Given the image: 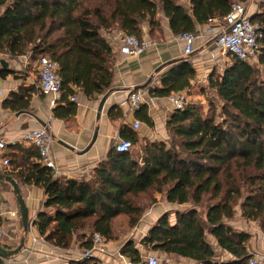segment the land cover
<instances>
[{
  "label": "trees",
  "instance_id": "1",
  "mask_svg": "<svg viewBox=\"0 0 264 264\" xmlns=\"http://www.w3.org/2000/svg\"><path fill=\"white\" fill-rule=\"evenodd\" d=\"M246 1L189 0L187 6L180 0H0V60L2 56L17 59L29 52L33 60L48 54L59 64L62 78L61 101L53 113L56 118L69 119L77 111V103L70 98L77 91L91 98L112 87L115 54L102 31L118 28L123 34L143 38L144 26L150 33L160 29L163 14L174 35L196 33L198 26L226 16L233 4ZM256 21L264 35V13ZM229 56L230 63L223 72H214L208 79L209 88L221 102L220 111L214 100L208 113L201 102H188L184 109H174L166 123V141L144 142L124 126L121 135L132 141V148L118 152L112 147L90 179L55 177L51 168L36 161V148L6 145L4 159L8 158L16 170L6 174L45 190L46 211L33 222L40 234L66 248L75 233L88 228L90 232L83 234L81 247L89 248L95 233L108 241L117 238L114 220L120 215L128 217L131 227L137 226L146 208L155 203V194L161 193L169 203L181 207L176 210L175 222L170 220L169 212L163 213L140 241L142 246L190 258L196 264H250L251 235L228 221L243 199L242 217L258 222L264 232V36L259 67ZM14 73L2 69L0 76ZM194 78L192 65L181 61L161 76L162 86L150 89V93L168 97L189 92ZM36 90L39 88L12 92L3 107L28 111L31 94ZM141 111L142 121L153 126L145 110ZM140 141L143 146L133 151ZM16 152L23 157L19 159ZM5 184L11 188L8 182ZM147 194L154 200L147 207L138 204L136 199ZM208 235L232 259H219ZM120 252L134 262L143 258L133 239H128ZM78 262L97 264L94 259Z\"/></svg>",
  "mask_w": 264,
  "mask_h": 264
},
{
  "label": "crops",
  "instance_id": "2",
  "mask_svg": "<svg viewBox=\"0 0 264 264\" xmlns=\"http://www.w3.org/2000/svg\"><path fill=\"white\" fill-rule=\"evenodd\" d=\"M184 4L189 6V0H185ZM244 4L247 13L254 20L264 13V0H247ZM160 18V29H154L150 33L147 25L143 27L144 36H148L153 44L137 58L127 57L120 53L119 36L123 33L120 29L114 28L109 31H102V34L111 42L115 54L112 87L101 95L91 98L87 97L82 91H77L75 95L77 97V111L69 119H59L54 116L53 109L60 103L61 98L56 105L52 106L53 96L43 94L40 90H36L31 94L30 109L28 111H13L4 108L3 101L12 92H16L20 88L31 89L37 87L39 74L33 59L28 60L25 55L17 59L2 56V59L8 63V67L4 68L0 62V71L6 69L13 70L15 73L9 74L5 78L0 76V141H5L7 147L20 144L25 148H31L30 145L22 141L21 136L23 133L30 129L46 127L54 139L52 154L56 167L60 171L58 178L61 179H90L93 176L94 169L106 158L110 149L118 141L124 139L121 135L124 126H128L135 131L144 142L166 141L168 139L166 123L174 109L169 103V96H155L150 93V89L161 87V76L163 74L181 61H188L195 70V78L192 80L190 92L199 80L209 82V76L214 69L224 64L227 66L231 59L229 55H225L229 58H223L214 48L213 34L207 24L197 27V30L202 32V36L195 41L194 52L188 55L184 51V43L179 39V36L171 32L168 19L163 14L160 15ZM154 33L160 34L161 37L154 39L152 37ZM198 46L200 47L199 50H197ZM227 61L229 62L227 63ZM247 62L253 67L256 63H258L257 67L260 66L258 56ZM136 91L143 92L144 104L138 110H133L129 97L132 92ZM104 98L102 110L99 112L100 103ZM142 108L152 120L153 126L150 127L142 121L144 115L141 111ZM112 109H114L113 117L110 115ZM137 123H139V126L135 127ZM96 131V139L91 147L87 149L93 141ZM7 151L6 149L0 150V170L4 173L15 170L12 165L3 163L4 154ZM16 153L19 154V159L23 157L22 153ZM16 181L26 202L29 221L32 223L40 212L46 211L44 207L45 190L34 184ZM5 183L7 182L0 180V225L6 230L7 234L1 245H6L7 247L4 246L6 249H14L20 244L22 238L25 239V246L22 251L18 255L6 259H12L15 264H79L78 261L81 260V254L84 250L81 247L82 236L88 234L90 230L86 228L75 233L70 246L66 248L58 247L47 241L34 224L30 225L28 231L25 232L16 195L12 186L8 183L11 186L10 188ZM160 196L161 194L158 197L160 198ZM162 196L165 197V195ZM180 207L169 203L165 197L164 203L160 201L147 209V213L140 219V221L142 220L140 225L143 228L147 227L146 232L149 231L165 212H169L172 216L170 220L175 222L176 210ZM237 230L246 231L242 228ZM252 230L253 232L246 231L251 235L248 250L250 252L264 251L262 238L256 237L254 229ZM139 231L142 232V229ZM146 232L141 238L146 236ZM117 242H120L117 238L108 242L109 254L120 252L122 245L120 247ZM213 243L217 247V249H214L219 253L217 254L218 258L221 256L224 257L222 260L232 259L230 254L222 251L214 238ZM138 248L143 258L153 255L149 252L147 254L145 247L141 244ZM167 256L174 259V264L176 260H178L176 264H196L190 258L175 254Z\"/></svg>",
  "mask_w": 264,
  "mask_h": 264
},
{
  "label": "built area",
  "instance_id": "3",
  "mask_svg": "<svg viewBox=\"0 0 264 264\" xmlns=\"http://www.w3.org/2000/svg\"><path fill=\"white\" fill-rule=\"evenodd\" d=\"M208 27L213 34L214 48L222 55H233L242 60L255 59L261 48V40L263 38L262 26L258 22H254L247 13L244 2H237L232 5L231 11L222 18H212L208 22ZM202 36V32L197 30L196 33L184 32L179 39L184 43V51L186 54L194 52L195 41ZM120 53L127 57H139L145 52L149 46L153 44L148 36L139 38L134 35L121 34L119 36ZM32 52L25 55L26 59L32 58ZM35 67L38 70L37 87L46 95H52V106L56 105L61 98L62 78L59 74V64L54 61L48 54H41L36 59ZM72 101L76 102L77 97L71 96ZM169 103L173 109L182 110L189 102L185 92H177L171 94ZM130 105L133 110H138L144 104V94L142 91L132 92L129 97ZM139 123L135 125L138 127ZM22 141L38 150V161L54 171V176L59 177L60 171L56 167V163L52 154L53 136L46 128L30 129L23 133ZM132 141L122 139L115 144L118 152H126L132 148ZM6 147V142L0 141V150ZM5 165H9L8 158L3 159ZM15 215V214H13ZM6 230L0 225V243L6 237ZM264 242V234L262 236ZM108 241L106 238L95 233L91 238V246L83 250L81 260H96L97 264H160L159 259L150 255L142 258L139 262H134L121 252L109 254ZM250 264H264V251L250 252ZM2 264H15L12 259L2 258Z\"/></svg>",
  "mask_w": 264,
  "mask_h": 264
},
{
  "label": "rangeland",
  "instance_id": "4",
  "mask_svg": "<svg viewBox=\"0 0 264 264\" xmlns=\"http://www.w3.org/2000/svg\"><path fill=\"white\" fill-rule=\"evenodd\" d=\"M180 1L181 2L183 1V3H184L185 0H180ZM92 3L95 4L94 2H92ZM152 37L154 39L160 38L161 35L158 33H154V34H152ZM199 48L200 47L198 46L197 50H199ZM225 57L229 58L228 56H223V58H225ZM228 62L229 61H227V63ZM254 65H255V67H257L258 63L254 64ZM225 66H226V64H224L223 66H217V68H215L213 72H215L216 75H219L223 72ZM194 85H195L194 89H192L190 92H185L188 96L189 102H201V106H202L203 110L205 111V113H208V112H210V109H211V100H214V101H216V109H218V111H220L221 102H219L216 99L213 91L209 88V83L207 81L199 80ZM218 119L220 122L223 121L222 117H218ZM142 142L143 141L138 142L137 145L134 144L133 151L140 149L144 143V142L143 143ZM160 194L161 193L155 194L156 195V201L152 205L159 203L160 201H162L164 203L165 197L162 196L164 194H161V196L159 198L158 196ZM153 200H154V197H153V195L151 196L150 194H147L146 196L139 197L138 199H136L137 203L143 205L144 207H145V205L147 207V203L151 202ZM242 201H243V199L240 200L238 202V204L236 205V207H235L236 208V214L231 220L228 221V223L237 229L242 228V229H245L246 231H249V232H253L252 229H254L255 236L261 239L264 232L262 231L258 222L250 221V220H247V219L242 217V213H241V209H240ZM187 206H182V208H185ZM147 209H148V207L146 208V211L144 212L142 217H144V215L147 213ZM202 211H203V213H205L206 207L202 208ZM170 217L172 218L171 215H170ZM141 223H142V220L139 222L138 226L131 227L129 225V219L127 216L122 215V216L118 217L114 223L115 237L117 236V239L120 240V242H117V244L121 247V245H123L128 239H133L134 242L136 243V245L139 246L140 240L142 239L141 236L144 234V232H146V229H147V227L146 228L141 227V225H140ZM141 229H142L143 233L139 231ZM147 233H148V231L145 234H147ZM259 234H260V237H259ZM208 241L213 245V248L217 249L216 245H214V243H213V237L211 235H208ZM117 244H115V245L118 246ZM145 249L147 251L146 252L147 254L149 252L150 254H153L154 256H156L159 259L160 264H174V259L172 257L164 255L163 253H160V252H153L147 248H145ZM217 254H219V253H217ZM220 254H222V253H220ZM223 258L221 256H219V259H223ZM176 263H178V260L175 261V264Z\"/></svg>",
  "mask_w": 264,
  "mask_h": 264
},
{
  "label": "water",
  "instance_id": "5",
  "mask_svg": "<svg viewBox=\"0 0 264 264\" xmlns=\"http://www.w3.org/2000/svg\"><path fill=\"white\" fill-rule=\"evenodd\" d=\"M0 62L4 68L8 67V63L4 59H1ZM143 87H145V86H143ZM104 101H105V98L100 103L99 112L102 110ZM96 136H97V131L95 132L93 141L91 142L90 146L87 149H89L91 147V145L93 144V142L96 139ZM0 180H4V181L8 182L12 186L13 191H14L16 198H17V202L19 204V210H20V216H21L23 228H24V231L27 232L28 229L30 228V225H32L33 222L31 223L29 221L26 202H25V199L21 193L20 186H19L18 182L11 175H8V174L2 172L1 170H0ZM24 246H25V239L24 238L21 239L20 244L14 249H6L3 246H0V257L5 258V259L9 258V257H14L22 251Z\"/></svg>",
  "mask_w": 264,
  "mask_h": 264
}]
</instances>
